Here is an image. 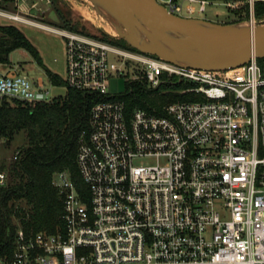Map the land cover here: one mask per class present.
Segmentation results:
<instances>
[{"label": "built area", "instance_id": "2783aa9c", "mask_svg": "<svg viewBox=\"0 0 264 264\" xmlns=\"http://www.w3.org/2000/svg\"><path fill=\"white\" fill-rule=\"evenodd\" d=\"M221 1L227 10L247 5L254 22V4L264 0H155L188 19ZM0 18L29 21L1 8ZM54 31L65 40L62 87L100 98L77 150L88 192L80 196L67 172L56 174L62 232L26 237L18 229L0 264H264V61L189 69ZM111 80L124 91L111 92ZM133 84L178 100L160 116L129 110L121 97ZM53 88L0 75V103H50ZM8 180L0 170V190Z\"/></svg>", "mask_w": 264, "mask_h": 264}, {"label": "trees", "instance_id": "16d2710c", "mask_svg": "<svg viewBox=\"0 0 264 264\" xmlns=\"http://www.w3.org/2000/svg\"><path fill=\"white\" fill-rule=\"evenodd\" d=\"M253 16L264 21V1L255 2ZM109 42L130 49L122 41ZM16 49L24 50L43 67L36 48L15 26L0 25V64L9 65V54ZM44 71L53 87L64 86L62 78ZM99 100L96 94L68 88L64 97L46 104L0 103V140L11 141L15 135L23 138L17 158L0 165L9 175L8 186L0 190V259L12 256L18 229L26 237L62 232L63 200L52 184L56 174L67 172L79 195L86 197L88 189L76 165L77 150L80 137L90 130L89 112ZM121 100L129 110L140 108L160 116L163 106L178 99L133 84Z\"/></svg>", "mask_w": 264, "mask_h": 264}, {"label": "water", "instance_id": "95a60500", "mask_svg": "<svg viewBox=\"0 0 264 264\" xmlns=\"http://www.w3.org/2000/svg\"><path fill=\"white\" fill-rule=\"evenodd\" d=\"M93 10L133 50L183 68L232 70L252 58L264 60V21L215 24L171 15L155 0H88ZM111 92H123L111 80ZM65 88L54 87L62 98Z\"/></svg>", "mask_w": 264, "mask_h": 264}, {"label": "rangeland", "instance_id": "374dc122", "mask_svg": "<svg viewBox=\"0 0 264 264\" xmlns=\"http://www.w3.org/2000/svg\"><path fill=\"white\" fill-rule=\"evenodd\" d=\"M236 7L234 10H227L223 5V1H221L216 6L207 7L203 15H196L194 18L208 20L219 25H238V23L250 22L252 16H250L249 8L242 3H238ZM0 8L8 13L18 14L29 21L33 20L48 24L54 29L64 28L78 31L88 37H94L108 43L110 40L124 42L113 32L108 23L93 10L88 0H0ZM253 20L256 23L259 22L254 16ZM0 25L15 26L35 46L42 60L43 67L38 66L31 55L24 50L17 49L12 51L9 54V62L19 75L25 76L32 81L42 79L43 83L46 84L44 70L49 69L60 79L65 78L66 54L64 38L47 30L43 31L20 22H8L2 18H0ZM124 43L125 47L132 49L126 42ZM125 49L128 50L127 48ZM175 88L170 87L169 90L175 91ZM165 102H167L166 99ZM4 103L11 106L14 105V102L11 101H5ZM22 143L23 138L20 135H15L11 141L1 139L0 165H8L13 161L12 158L15 151L18 150Z\"/></svg>", "mask_w": 264, "mask_h": 264}, {"label": "crops", "instance_id": "0c3cea01", "mask_svg": "<svg viewBox=\"0 0 264 264\" xmlns=\"http://www.w3.org/2000/svg\"><path fill=\"white\" fill-rule=\"evenodd\" d=\"M23 24H25V25H30V26H33V27H36V28H38V29H40V30H47V31H50V32H53V33H56L54 30V28L52 27V26H50V25H48V24H43V23H39V22H36V21H27V23L25 22V23H23ZM7 26V25H6ZM25 37V36H24ZM26 38V37H25ZM29 40V39H28ZM30 41V40H29ZM31 42V41H30ZM33 45V44H32ZM34 46V45H33ZM35 47V46H34ZM17 50V49H16ZM37 50V49H36ZM38 52V51H37ZM9 59V58H8ZM33 59V58H32ZM34 61V60H33ZM48 71H51V70H49V69H47ZM14 72H17L16 70H15V68L14 67H12L11 66V64H10V62H9V65H2V64H0V75H8V76H11ZM52 72V71H51ZM53 73V72H52ZM53 74H55V73H53ZM56 75V74H55ZM45 78H46V84H44L43 83V81H42V79H38L37 81H32L33 83H36V84H40V85H42V86H49V85H51L50 84V82H49V79H48V77H47V75H46V72H45ZM52 86V85H51Z\"/></svg>", "mask_w": 264, "mask_h": 264}]
</instances>
